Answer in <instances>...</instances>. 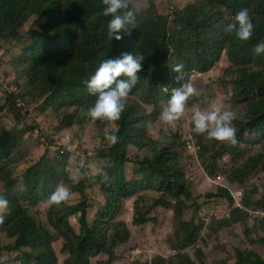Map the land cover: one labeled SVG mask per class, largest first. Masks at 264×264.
Here are the masks:
<instances>
[{
	"label": "trees",
	"instance_id": "1",
	"mask_svg": "<svg viewBox=\"0 0 264 264\" xmlns=\"http://www.w3.org/2000/svg\"><path fill=\"white\" fill-rule=\"evenodd\" d=\"M133 1L128 10L134 13V23L120 33L122 39L110 40L107 23L111 17L103 14L102 0H0V54L10 57L0 62L12 68L10 80L14 86L1 65L0 79L7 80L38 115L53 112L55 124L50 128L55 135L87 121L95 122L99 134L94 139L93 159L103 163L97 169L108 177L88 174L87 163L82 171L87 175L73 183V174L68 171L70 156L58 153L51 158L48 148L37 162L26 167L13 161L40 127L28 121V109L19 108L14 95L0 90L4 95L0 113L7 111L16 120L10 130L0 124V195L8 200L0 224V253H16L13 264H114L128 258L132 232L118 215L131 199V224L135 229L150 225L156 233L162 224L160 209L167 212L166 222H177L165 236L166 245L175 250L174 256L131 264H209V240L215 239L216 248H221L218 242L222 231L246 226L247 211L264 213V183H251L264 168V53L253 50L264 42V0H186L168 13L160 5L167 0H147L141 9ZM242 8L249 10L254 24L252 38L244 42L223 31ZM125 52L145 56L139 82L130 92L120 120L111 125L94 121L88 109L96 97L87 91L86 81L102 60L119 58ZM223 58L228 67L219 83L232 96L237 143L197 135L191 131V123L186 136L180 123L183 118L176 127L161 125L160 112L172 89L180 86L175 79L178 73L171 66L183 64L181 82H188L193 74L210 73ZM165 127L166 144L158 139ZM105 128L115 130L118 143L109 144ZM188 143L197 147V152ZM191 155L200 162L208 179L222 176L232 190L244 193V209H233L228 219H215L201 247L197 243L203 221L184 218L187 208H198L196 197H201L194 192L191 172L184 163L193 158ZM129 164L133 167L131 179ZM60 184L79 194L76 204L47 203ZM95 186L101 188L103 208L92 226L88 217ZM150 193L157 197L143 209ZM205 197L223 200L229 208L233 203L231 193L219 186ZM151 210L153 218L148 217ZM254 227L256 244L263 254L236 248L231 264H264V217ZM187 248L194 251L192 255ZM211 264L229 263L224 257Z\"/></svg>",
	"mask_w": 264,
	"mask_h": 264
},
{
	"label": "rangeland",
	"instance_id": "2",
	"mask_svg": "<svg viewBox=\"0 0 264 264\" xmlns=\"http://www.w3.org/2000/svg\"><path fill=\"white\" fill-rule=\"evenodd\" d=\"M184 2H186V0H167L165 4L160 2V5L161 9L168 13L170 10H174L175 8L177 9L183 6L185 4ZM132 3L137 9H141L146 5L147 0H134ZM1 58L10 59L9 56L4 57V54H0V59ZM0 65L2 67L4 76H6L7 80L11 81L12 84V80H10V74L13 73L12 68L8 65L3 66L1 62ZM227 67L228 61L226 58H223L220 65L215 67L210 73L205 75L199 73L189 76L188 82L193 84V86L197 89V93L196 95L189 98L187 105L190 106L186 109L185 117H183L182 121H180V123L182 122L181 127L184 130L186 136L188 135V125L191 123V113L193 107H199L203 110L208 108L209 105L215 101L218 103L223 102L225 108L231 111L233 107L232 96L227 90H224L219 83V77L222 75L223 70ZM3 96V93L0 91V106L4 104ZM30 107L36 117L33 119L27 117V119L29 122H31V124H38L40 128L27 140L19 154L13 157V161L19 163L22 168L26 167V165L28 166L30 163L37 162L47 148L50 149V157H55V155L60 153L61 149L66 147V142L64 139L65 136L70 135L71 144H74L82 149H86V154H88L89 151L93 153L92 156H88L84 161V167L87 163H89V169L86 170L83 169L84 167L79 168L78 166H73L71 171L73 175H75L77 172H82L83 170H86L88 174L94 175L95 173L93 172V169H97V165L100 167L103 166V163L96 161V158L93 159L96 155L94 139L95 137L98 138L99 134L95 122L87 121L83 126H74L72 130L63 131L61 134L55 135L50 128L51 125L55 124L54 118L52 117L53 112H49L44 115H38L35 108L33 106ZM83 116L85 117V115ZM176 123L172 127H176ZM0 124L2 128L10 130L16 125V120L12 114L5 111L4 113H0ZM160 126L161 125H159V127ZM156 135L157 130H154L153 136L156 137ZM76 158L78 163H82L80 158ZM184 163L187 171L191 172V177L194 181V192L201 195V197H196V200L199 204L198 208H187L184 213V218L187 221H190L191 219L203 221L204 225L200 239L197 243V245L201 247L202 241L207 240V235L210 233V227L214 220L222 218L228 219L227 214L231 215V212L234 209V202L229 208L227 203L223 200L205 197V194L210 193L214 186L224 187V182L221 179H218V177L208 179L201 170L200 162L195 158V156ZM127 167L128 177L131 179L133 175V167L130 164L127 165ZM18 175L22 176V172L19 171ZM21 179L22 178L20 177V182H22ZM251 183H257L260 185L264 183V168L252 177ZM241 189L245 190L244 187H241ZM70 191L72 196L67 202L70 204H76L79 201V194L74 193L71 189ZM155 197H157L156 194L150 193L149 200L146 201L147 205L143 204V209L148 208V205H150L151 201ZM133 202L134 199L129 200L118 215L119 220L123 219L129 226V229H131V241L133 246L128 258L116 260L114 264H131V262L135 260H140L141 262H150L153 258L160 256L166 259L172 257V250L166 245L165 240L167 237L166 235L170 233L172 229H175L177 222L174 220L172 223L166 222V220H164V216L167 214V212L163 209H160L159 213L162 224L158 227L156 233L150 230V225L144 226L143 230L135 229L131 224L133 215ZM190 202L192 203L193 201ZM102 203L103 196L101 193V188L99 186H95L91 192L92 208L89 210L88 217V220L92 226L96 221L99 209L103 208ZM30 208L32 211L35 210V207L30 206ZM42 210L47 211L45 208H42ZM248 213L249 219L246 226L237 225L230 230L222 231L220 233L221 243L218 242V244L221 246V248H216L217 241L215 239L209 240L208 251L206 254L209 264H211V262L224 259V257L228 260V263L231 264L234 261L233 250L236 248L249 249L261 255L263 254L261 247L256 244L258 238L254 232V229L256 228L254 225L258 219H261V215L253 210L248 211ZM154 216V212L151 210L148 217L153 218ZM74 223H77V221L75 220ZM186 252L192 255L194 251L189 248ZM16 256V253H0V264H13ZM94 264H96V261Z\"/></svg>",
	"mask_w": 264,
	"mask_h": 264
},
{
	"label": "clouds",
	"instance_id": "3",
	"mask_svg": "<svg viewBox=\"0 0 264 264\" xmlns=\"http://www.w3.org/2000/svg\"><path fill=\"white\" fill-rule=\"evenodd\" d=\"M130 2L131 0H102L103 5H105L103 14L111 17L107 23V36L110 40L113 38L116 40L122 39L120 33L127 32V26L134 23V13L128 10ZM223 31L234 35L240 42L249 41L254 31V24L249 10L242 8L237 11ZM253 50L256 54L264 53V42L258 43ZM144 59L145 56L143 54L133 55L125 52L119 58H107L100 62L94 73L86 81L87 91L96 97L94 105L88 109V116L92 120L107 121L110 125L120 120L129 94L139 82V73L142 71ZM183 67V64L171 66V70L178 73L175 79L180 82V86L172 89L170 98L160 112L159 121L163 126L172 127L177 121L185 117L188 100L197 93V89L192 83L181 82L183 80L181 74ZM7 83L12 87L14 93L3 92L1 86L0 90L4 94L18 96L22 99L15 88L8 81ZM23 102L25 104L24 107L28 109V117L30 119L35 118L36 116L32 112L31 107L27 106L24 100ZM30 114L33 116L30 117ZM233 119L234 114L225 108L223 102L213 101L206 109L192 108L191 131L197 135H206L208 139L235 145L237 143V129L232 124ZM167 131L168 128L165 127L164 135L158 137L161 143L166 144L168 142ZM104 137L110 145L118 143V136L115 134V130L105 128ZM64 139L66 147L60 150V154L70 156L68 171L71 172L73 166L83 168L85 158L92 156L93 153L89 151L86 154V149L71 144L70 135H66ZM76 157L80 158L82 163H78ZM93 172L102 175L105 179L108 178L107 173H104L102 169H93ZM85 175L87 173L77 172L70 178L73 183H77ZM218 178H221L224 182V187L222 188L227 189L231 193L232 188L226 179L222 176H218ZM71 196L70 189L64 184H60L48 197L47 203L49 205H60L67 202ZM7 208L8 200L0 195V224L4 222L3 213Z\"/></svg>",
	"mask_w": 264,
	"mask_h": 264
},
{
	"label": "built area",
	"instance_id": "4",
	"mask_svg": "<svg viewBox=\"0 0 264 264\" xmlns=\"http://www.w3.org/2000/svg\"><path fill=\"white\" fill-rule=\"evenodd\" d=\"M0 86H1V90L3 92L8 93V94H13L14 93L12 87L3 78L0 79ZM15 98H16L17 106L19 108H23L25 106L23 100L20 97H18V96H15ZM29 116L32 117L33 115L30 114ZM188 146H189V148L193 149L194 152H197V147H195L192 143H188ZM218 179H221V178H218ZM231 195L233 197V202H234L233 203V207H234V209H240V210L244 209V206H243L244 194H243V192L241 190H231ZM245 211H247V210L245 209ZM256 212H258L261 215V217H264V213L263 212H260V211H256ZM227 217L230 218V215L227 214ZM171 253L174 256L175 255V250H172Z\"/></svg>",
	"mask_w": 264,
	"mask_h": 264
},
{
	"label": "bare ground",
	"instance_id": "5",
	"mask_svg": "<svg viewBox=\"0 0 264 264\" xmlns=\"http://www.w3.org/2000/svg\"><path fill=\"white\" fill-rule=\"evenodd\" d=\"M9 107V106H8Z\"/></svg>",
	"mask_w": 264,
	"mask_h": 264
}]
</instances>
